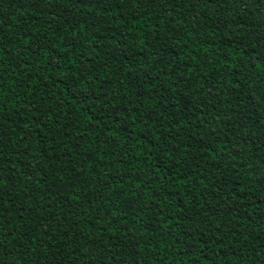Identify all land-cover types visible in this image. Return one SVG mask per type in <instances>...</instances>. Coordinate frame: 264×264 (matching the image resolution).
Segmentation results:
<instances>
[{
	"label": "trees",
	"instance_id": "16d2710c",
	"mask_svg": "<svg viewBox=\"0 0 264 264\" xmlns=\"http://www.w3.org/2000/svg\"><path fill=\"white\" fill-rule=\"evenodd\" d=\"M0 264H264V0H0Z\"/></svg>",
	"mask_w": 264,
	"mask_h": 264
}]
</instances>
